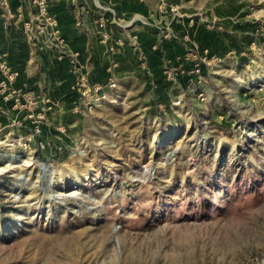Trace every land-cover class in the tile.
Segmentation results:
<instances>
[{
    "label": "rangeland",
    "instance_id": "rangeland-1",
    "mask_svg": "<svg viewBox=\"0 0 264 264\" xmlns=\"http://www.w3.org/2000/svg\"><path fill=\"white\" fill-rule=\"evenodd\" d=\"M163 2L141 71L0 122V264H264V0Z\"/></svg>",
    "mask_w": 264,
    "mask_h": 264
},
{
    "label": "crops",
    "instance_id": "crops-1",
    "mask_svg": "<svg viewBox=\"0 0 264 264\" xmlns=\"http://www.w3.org/2000/svg\"><path fill=\"white\" fill-rule=\"evenodd\" d=\"M163 3L0 0V122L43 131L53 111L70 110L84 99L85 87L120 84L141 71L147 37L153 52L160 37L169 36V24L156 17ZM184 28L176 36H194L181 23Z\"/></svg>",
    "mask_w": 264,
    "mask_h": 264
},
{
    "label": "built area",
    "instance_id": "built-area-1",
    "mask_svg": "<svg viewBox=\"0 0 264 264\" xmlns=\"http://www.w3.org/2000/svg\"><path fill=\"white\" fill-rule=\"evenodd\" d=\"M44 10V9H43ZM112 86H116L114 83H112ZM91 91V89L88 87H85L84 90H83V95H87L89 92ZM34 132L36 133V135H39L41 132H42V129L40 126L36 125L35 128H34ZM40 147L43 148L44 147V144L43 142H41L40 144Z\"/></svg>",
    "mask_w": 264,
    "mask_h": 264
},
{
    "label": "trees",
    "instance_id": "trees-1",
    "mask_svg": "<svg viewBox=\"0 0 264 264\" xmlns=\"http://www.w3.org/2000/svg\"><path fill=\"white\" fill-rule=\"evenodd\" d=\"M215 89V88H214ZM216 90V89H215Z\"/></svg>",
    "mask_w": 264,
    "mask_h": 264
}]
</instances>
